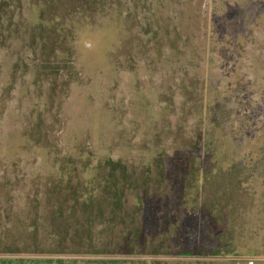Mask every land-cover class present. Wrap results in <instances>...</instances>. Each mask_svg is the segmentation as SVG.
I'll use <instances>...</instances> for the list:
<instances>
[{
	"label": "trees",
	"instance_id": "obj_1",
	"mask_svg": "<svg viewBox=\"0 0 264 264\" xmlns=\"http://www.w3.org/2000/svg\"><path fill=\"white\" fill-rule=\"evenodd\" d=\"M142 1L0 0V70H5L4 78L7 79L3 90L11 85L10 72L18 67L25 68L30 70L29 86L41 98L30 106L32 119L23 131L22 148L41 154L47 146L43 143L49 142L50 131L43 126V111L37 112V106L46 109L57 82L74 79L83 65L77 58L79 47L83 48L78 43L80 26L90 23L96 27L107 18L118 26L119 40L114 43L115 48L110 49L115 53V65L141 55L153 59L163 55V63L170 67L180 62L172 42L164 45H168L164 51L157 30H151L159 20L156 11L162 0L155 7H146V11L142 10L145 6ZM139 13L145 15L148 27L136 26V21L132 25L152 43L145 50H140L143 39L127 22L135 20ZM165 27L157 23V29ZM61 86L65 90L64 84ZM203 89V84L200 90L195 89L197 96L190 95V90L180 91V110L193 113L195 121L187 136H175L168 151L154 142L155 148L146 155H138L137 148L135 162L134 157L128 158V153L112 159L105 153L92 157L91 152L75 147L67 148L65 153L58 146L52 152L47 149L42 161L45 166L40 165L32 173V178H37L39 183L29 190L31 194H26L10 225L0 224V264H120L125 261L139 264L134 260H81L74 256L141 253L264 258V222L247 224L248 213L253 214V209L247 207L243 199L245 191L240 190L242 181H248L247 168L253 175V184L251 187L248 184L253 192L264 184V177L255 170L257 163L246 161L248 155H240L239 147L225 133L216 143L211 131L204 133L206 119H217L224 113L215 115L222 101ZM23 90L26 94L29 92L28 87L24 86ZM148 138L153 139L152 136ZM178 150L186 159L185 169L180 174L182 196L178 204L189 213H208L206 221L212 228L207 229L211 235L214 228L220 230L216 238L213 235L216 242L176 247L168 240L176 232L180 220L169 222L163 229L159 223L149 226L144 216L150 197V201L158 200L167 190L161 186L167 175L163 156L173 155ZM260 155L262 157L258 158H264V152ZM5 188L1 186L0 192L6 191ZM262 198L258 204H262ZM260 216L263 212L256 219ZM171 217L169 215L168 220ZM62 255L73 258H62ZM252 264H264V261L254 260Z\"/></svg>",
	"mask_w": 264,
	"mask_h": 264
},
{
	"label": "rangeland",
	"instance_id": "obj_2",
	"mask_svg": "<svg viewBox=\"0 0 264 264\" xmlns=\"http://www.w3.org/2000/svg\"><path fill=\"white\" fill-rule=\"evenodd\" d=\"M142 2L145 5L143 11L160 3L159 0ZM156 12L159 20L151 30H157L164 51L168 42L174 45L180 62L173 67L163 63V55L160 59L141 55L115 65L112 50L119 40L118 26L108 18L96 27L86 23L78 28V43L83 48L79 47L77 58L83 65L74 79L57 82L46 109L37 106V112L43 111V126L50 131L49 142L43 143L47 146L41 154L20 146L23 131L32 119L30 106L41 101L37 91L29 86L30 70L18 67L11 71V85L6 90H3L6 73L0 70V187L6 186V191L0 192L2 226L10 225L26 194H31L29 190L39 183L37 178H32V173L40 165L45 166L42 161L47 149L52 152L58 146L65 153L67 148L75 147L91 152L92 157L105 153L112 159L128 153V158L134 157L135 162L138 155H146L155 148L154 142L161 146L160 149L168 151L175 136H187L195 121L193 113L181 112L180 91L190 90V95L197 96L195 89L200 90L202 84L210 96H217L222 101L215 115L224 113L215 119V112H212L214 118L206 119L204 133L211 131L215 143L220 142L225 133L239 147L240 155H248L246 161L257 163L255 170L264 177V158H258L264 152V0H162ZM143 14L127 21L134 33L143 39L140 50L152 44L142 31L137 32V25L143 29L148 27ZM134 22L136 26L132 25ZM157 23L166 25L165 29H157ZM63 84L65 90L61 89ZM24 86L29 88L27 94ZM207 86H211L210 89ZM150 136L154 140H148ZM183 155L178 150L173 155L166 153L163 156L167 175L161 186L167 190L156 201L154 198L150 201V197L144 216L149 226L159 223L163 229L169 222L180 220L176 232L168 240L176 247L207 245L215 240L213 235L216 238L220 232L214 228L211 235L207 229L212 228L206 221L208 213H189L178 204L182 196L180 174L186 162ZM245 174L248 181H242L240 190L245 191L243 199L247 201V207L253 209L246 221L250 225L253 221L260 224L262 220L264 222V184L253 192L249 189L253 184L250 168ZM261 197L262 204H258ZM255 211L258 212L256 215ZM262 212L263 216L256 219ZM169 215H172L170 220ZM74 257L81 260H134L139 264L150 261L158 264H252L254 260L264 261L263 257L213 258L144 253Z\"/></svg>",
	"mask_w": 264,
	"mask_h": 264
}]
</instances>
